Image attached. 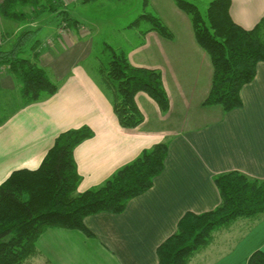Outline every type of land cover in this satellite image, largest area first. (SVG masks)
I'll return each instance as SVG.
<instances>
[{
	"label": "crops",
	"instance_id": "0c3cea01",
	"mask_svg": "<svg viewBox=\"0 0 264 264\" xmlns=\"http://www.w3.org/2000/svg\"><path fill=\"white\" fill-rule=\"evenodd\" d=\"M150 1L174 40L157 32L142 37L134 29L138 42L128 53L133 66L162 72L170 99L166 115L140 92L135 101L144 122L135 129L120 126L99 79L85 64L93 55L94 38L86 33L77 39V28L37 49L38 65L59 86L48 100L16 111L21 103L18 83L8 69L0 72V97L12 98L14 104L0 116L7 118L0 125V185L16 170L38 169L60 134L83 126L94 136L74 150L82 177L79 193L100 186L144 150L170 143L163 173L148 192L129 202L125 212L87 217L85 225L94 237L77 230H48L38 239L33 259L45 264H159L158 248L177 232L186 214H204L221 204L217 175L238 171L264 180V62L242 89L240 109L205 107L214 76L209 54L174 0ZM230 15L251 30L264 17V0H232ZM36 22L31 25L40 28ZM0 25L5 26L1 16ZM58 27L47 41L58 36ZM5 38L13 43L0 28L2 45ZM254 221L240 219L218 230L211 245L190 264H248L254 252H264V217Z\"/></svg>",
	"mask_w": 264,
	"mask_h": 264
},
{
	"label": "trees",
	"instance_id": "16d2710c",
	"mask_svg": "<svg viewBox=\"0 0 264 264\" xmlns=\"http://www.w3.org/2000/svg\"><path fill=\"white\" fill-rule=\"evenodd\" d=\"M96 1L45 0V4L44 0H4L0 3V16L31 26L47 13L56 15L61 23L58 36L51 39L57 41L62 33L80 27V21L70 14V6ZM174 1L190 18L198 44L212 60L213 84L204 106H222L225 112L240 109L242 89L255 79L258 64L264 62V17L253 29L246 30L230 15L232 0H212L205 12L194 2ZM33 28L21 31L9 50L3 48V39H0V72L8 69L19 86L21 103L14 107L16 111L46 101L59 90L37 63L38 42L32 46L30 57L25 56L24 48L39 30ZM128 28L137 29L142 37L157 32L168 40L174 39L150 0H143V13ZM105 51L111 58L99 69L103 78V82L99 79V84L120 126L135 129L144 122L145 117L135 101L140 92L148 94L166 115L170 99L162 72L133 66L129 53L110 45H105ZM6 120L0 119V125ZM93 136L88 126L63 132L38 169L16 170L0 185V264H25L38 254V239L53 228L82 231L94 237L85 225L87 217L100 213L122 214L131 200L153 187L165 169L169 141L144 150L100 186L79 193L82 177L74 150ZM214 181L221 194V204L211 212L186 214L177 232L158 248L159 264H190L198 253L211 245L218 230L239 219H259L264 215V180L233 171L217 175ZM248 264H264V252H254Z\"/></svg>",
	"mask_w": 264,
	"mask_h": 264
},
{
	"label": "rangeland",
	"instance_id": "374dc122",
	"mask_svg": "<svg viewBox=\"0 0 264 264\" xmlns=\"http://www.w3.org/2000/svg\"><path fill=\"white\" fill-rule=\"evenodd\" d=\"M68 1L70 2L73 0ZM188 1L194 2L199 7L200 11L205 12L212 0ZM44 3L46 4L45 0ZM69 11L71 16L79 20L81 23L80 27L74 30L78 33L77 39H80L81 35L86 33H90L94 38L95 45L93 55L85 64L90 71L95 73L96 77L103 82L101 76L102 73H99V69L104 67L111 58L110 53L105 51V45H110L116 50L124 51L126 53L133 48L138 42V39L133 34L134 30L129 29L128 26L143 13V0H124L122 2L116 0H98L89 4H83L80 2L71 5ZM60 20L61 19L58 16L50 13H47L45 16L36 20V24L39 25L40 28L29 40L27 47L24 48L26 52L25 56L30 57L33 50L32 46L36 42H38V48L42 44L47 45L48 43L49 45H52L54 43V39L47 40L50 38L52 30L60 25ZM4 23V27L0 25L1 31L7 32L10 37L14 38L13 42H15L16 36L21 31L29 29V27H34L33 25L27 26L26 24L9 20H4ZM8 25L12 26L9 27ZM144 27L147 28V25ZM33 29H35V27ZM12 45L13 44L8 42V39L5 38L3 48L9 50ZM11 101L12 98L6 97V99H4V97H0V111H2L0 112V116L12 109L14 104ZM262 217H264V215H262ZM254 220V224H256L258 218ZM25 264H45V262L41 261L38 257L35 259L32 257L28 259Z\"/></svg>",
	"mask_w": 264,
	"mask_h": 264
},
{
	"label": "built area",
	"instance_id": "2783aa9c",
	"mask_svg": "<svg viewBox=\"0 0 264 264\" xmlns=\"http://www.w3.org/2000/svg\"><path fill=\"white\" fill-rule=\"evenodd\" d=\"M64 32V31H63Z\"/></svg>",
	"mask_w": 264,
	"mask_h": 264
}]
</instances>
